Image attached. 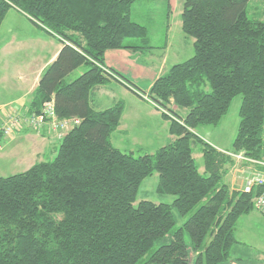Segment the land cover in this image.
Segmentation results:
<instances>
[{
  "label": "trees",
  "instance_id": "trees-1",
  "mask_svg": "<svg viewBox=\"0 0 264 264\" xmlns=\"http://www.w3.org/2000/svg\"><path fill=\"white\" fill-rule=\"evenodd\" d=\"M136 1L0 0V26L13 7L62 44L42 70L28 112L39 113L53 99L57 117L80 119L51 160L0 176V264H134L173 228V210L186 218L143 264H223L230 258L236 221L264 190V183L244 192L222 182L225 165L234 161L226 152L264 159V21L248 16L250 0L182 1L181 29L193 38V54L155 78L147 92L175 138L134 156L110 141L123 102L95 109L90 97L95 86L119 77L133 89L105 66V52L137 47L125 39L146 40L147 28L131 19ZM81 65L87 69L66 81ZM237 95L232 150L220 151L194 130L218 125ZM193 143L201 146L202 172ZM154 172L156 191L173 195L172 202L134 205L142 180Z\"/></svg>",
  "mask_w": 264,
  "mask_h": 264
},
{
  "label": "rangeland",
  "instance_id": "rangeland-1",
  "mask_svg": "<svg viewBox=\"0 0 264 264\" xmlns=\"http://www.w3.org/2000/svg\"><path fill=\"white\" fill-rule=\"evenodd\" d=\"M182 1L183 0H137L133 4L131 19L143 24L147 28L146 40L140 38H130L125 39V42H133L138 44L139 46H144L147 43L153 46H161L168 40V38L175 36L179 32V28L176 30H172V32L167 31L169 22H172V27H175L177 21L181 22L180 14L177 16V21L175 19L176 13L181 11L182 9ZM168 2L171 3L172 12H170L167 8ZM180 5V6H179ZM170 7V6H169ZM180 7V8H178ZM258 11L264 14V0H251L248 6V16L250 18H254L252 13ZM173 14V15H172ZM264 21V18H261ZM181 30V28H180ZM168 32V36L167 33ZM182 32V31H181ZM190 42L191 47H187L189 51L186 52L185 56H181L180 58H174L177 61H183L190 57L193 54V38L182 33ZM9 39L13 44L9 47L10 49L5 51V56L9 57V63L6 64L8 68L7 73L9 75L10 82H19L18 76L20 72H24L25 67H28L30 71H34L37 67L43 63L46 58L54 51L55 46L58 44V40L55 39V36L51 35L45 29H42L36 26L32 21H30L26 16L21 15L13 8L9 9L5 18L3 19L0 26V44L2 40ZM130 40V41H128ZM158 48V47H155ZM183 49V47H182ZM2 55L0 51V56ZM27 61V62H22ZM18 61V62H14ZM116 67L122 69L127 74L126 77L133 79L129 80L131 83H138L136 86L138 95L147 100L151 105L154 104L148 98V90L145 85H148V81H152L155 78V71L153 69L147 70L143 69L139 74H131V68L126 64H120L116 61L113 62ZM4 63L0 62V101H4L13 97L10 89L6 88L3 90V84H10L9 81L5 78L6 72L4 71ZM119 65V66H118ZM87 69V66L81 65L72 71L66 78V81H71L78 75H80L83 71ZM137 80V81H136ZM139 80V82H138ZM11 85V84H10ZM141 85V86H139ZM121 89H117L115 93L111 94L110 97H114V99L122 100L124 109L123 112L126 113L128 108V98L120 93ZM32 96V94H31ZM31 98V97H30ZM12 99V98H11ZM241 103V96H235L229 106L227 113L222 117L221 121L218 125H200L196 128V132L199 136H201L205 141L209 142L212 145L217 147H225V149L232 150V142L234 136L236 134L239 115L238 108ZM28 104V102H27ZM171 107H174V104H170ZM9 108H16L20 110H24L27 106L18 108L12 103L5 105L4 111L6 112ZM156 108V107H155ZM175 108V107H174ZM3 110V109H2ZM1 110V112H2ZM156 110L163 111V109ZM183 112V111H182ZM124 113V115H126ZM126 118H130L133 120V124L130 128L129 133L123 134L118 132V130H114L110 134V141L118 147L121 151L132 153L134 156L141 155L143 153L153 152L156 148L160 147L163 144H158L157 140L153 142H149L148 137H145L146 134L140 135L137 133H133L134 127L137 126V118L138 115H135L134 112H127ZM4 115V113H1ZM123 116V114H122ZM3 117V116H2ZM125 118V119H126ZM2 119V118H1ZM0 119V120H1ZM124 119V116H123ZM162 120V119H161ZM44 127V126H43ZM42 129L25 126L20 130H16L10 136L4 137L8 138L14 134H18L23 131H32L38 132ZM49 130V128H48ZM53 135V133L51 132ZM122 134L125 138L119 139L118 135ZM56 138V137H55ZM167 144V142L165 143ZM1 145V144H0ZM25 144H23L24 146ZM58 145V144H57ZM56 145V147H57ZM158 145V146H154ZM153 147V148H152ZM193 156L197 165L201 168L203 166V158L200 152V144L193 143ZM4 150V149H3ZM11 148H6L5 153L6 156L10 154ZM56 153V148L51 152H48L44 160H51ZM10 156V155H9ZM9 157L4 159H0V176H8L14 173H18L24 170L23 166H19L18 164H14L13 162L9 164ZM238 167L237 173H241L240 167L249 166L251 170L245 169L246 175L249 176L254 172L260 170L259 165L249 164V162L243 161H233ZM238 173V174H239ZM245 177V178H246ZM158 181V173L154 172L150 176L145 177L138 189L136 200L134 201V205H136L141 200H150L155 203L166 202L171 203L174 196L170 194H163L156 191V185ZM224 181V178L222 179ZM237 187V185H236ZM173 214L175 217V225L173 228L163 237L157 239L152 246L151 250L147 252L142 258H140L134 264H143L147 259L148 253L150 251L156 249L159 245L168 243L172 237V231L180 226L186 216L179 215L175 210H173ZM235 238L236 242L230 248V258L223 264H264V217L260 212H258L255 208L251 210L247 214L241 215L235 224ZM184 239L186 244L190 245V238L187 232H184ZM192 257V252H190Z\"/></svg>",
  "mask_w": 264,
  "mask_h": 264
},
{
  "label": "crops",
  "instance_id": "crops-1",
  "mask_svg": "<svg viewBox=\"0 0 264 264\" xmlns=\"http://www.w3.org/2000/svg\"><path fill=\"white\" fill-rule=\"evenodd\" d=\"M250 2L251 0L249 1V3ZM168 4L170 6V12H172L171 3L168 2ZM132 8L133 6L131 7V13H132ZM13 9L16 10L18 13H20L21 15H24L17 9L15 8ZM181 11H178V13H176L175 16L176 21H177V16L181 14ZM247 14H248V7H247ZM252 16H254L255 19H260V20H262L261 18H264V14L258 11L253 12ZM169 23L170 24L168 25L167 31L169 32L170 31L172 32V30L177 31V29L179 28V32L176 36L174 34L172 35V37L168 38V40H166V42H164L163 45L153 46L147 43L146 45L139 47L138 44H135L133 42H127V44L129 45L137 46L139 48L136 47V48L107 50L105 52V66L109 69L113 68L121 75H123L125 78H128L125 75L127 73L122 69L116 67V65H114L113 63L114 61L119 63V65L120 64L128 65L131 68V74H139L142 71H144L143 69H147V70L153 69L155 71V78H157L159 75L166 72L172 64L179 62L174 58H180L181 56H185L186 52L189 51L187 47L189 48L191 47V42L182 34L184 33L182 29L180 30L181 22L177 21L176 23H174L175 24L174 28L172 27L173 23L172 22ZM166 34L168 36V32ZM55 39H57V37H55ZM11 43L13 44V41L11 42L9 39H5L2 40L0 44V51L2 53V55L0 56V62L4 63L3 64L4 71L6 72L5 78L11 84L10 85V84L2 83V87L3 90L6 88L10 89V91L13 94V97H11L12 99L10 98L4 101H0V119L3 116L1 113L2 112L5 113L4 111L5 105H8L9 103H12V105H15L18 108L27 106V102L29 101L31 94L38 83L42 70L49 62H51L55 58L58 50L62 45L58 40V44L55 46L54 51L34 71H30L28 67H25L24 72H20V75L18 76L19 82L17 83L12 81L10 82L11 78L7 73L8 68L6 67V64L10 62L9 61L10 58L5 56L6 53L5 51L10 49L9 47L12 45ZM185 45L187 46L186 48ZM192 46H193V42H192ZM14 62H18V61H14ZM22 62H27V61L21 60V62L18 63H22ZM119 78L122 81L111 79L109 82L105 84L95 86L91 92L90 105L95 109H104L111 106L120 99L119 100L114 99V97H110V95L115 93L117 89H121L120 93H122L124 96L128 98V108L126 110V113L122 112L124 119L123 116L121 115L119 124L115 130H118V132L123 133L124 135L129 133L130 130L128 128L132 126L133 120L130 118H126V116L128 114L127 112H134L135 115H138V118H137V126L134 127L133 133H137L143 136H145L144 134H146L145 137H148L150 143L153 142L154 140H157L156 142H158V144L166 145L165 144L166 142L168 144L171 141H173L175 136L171 134L168 130L169 121L165 119L162 116V114L158 110H156V108L153 105H151L147 100L141 98L138 95L137 90H140L136 86V84L138 83L134 84L130 82L131 83L130 86L134 89L133 90L125 84L126 83L125 79L121 77ZM154 79H152V81H148L149 82L148 85H145L147 90H149ZM129 80L133 81V79L131 78H129ZM175 110H177L181 115H185L186 113V109L184 108L182 109L176 108ZM124 113L126 115H124ZM194 132L198 135L196 129L194 130ZM118 138L123 139L125 137L122 134H119ZM59 142L60 140H57L54 137V135L51 134L47 126L42 127V129L38 132L23 131L5 139L0 138V144H1L0 159L9 157L8 160L9 164L13 162L14 164L23 166L24 170H26L34 162L44 160L43 158L45 157V155L48 152L54 150V148H56V145ZM23 144L25 145L23 146ZM154 146H158V145H154ZM213 146L220 151H230L228 149H225V147H217L215 145ZM7 147L11 148L9 154L10 156L9 155L6 156L7 153H5V150ZM155 148L157 149L159 147H155ZM235 165H237L235 162H232L230 164L228 163L225 165L226 172L223 178L225 181L224 183L228 185L230 190L242 189V186L245 183V177L248 174L245 173V169L251 170L249 166H245L244 168L240 167V170L242 171H240L241 173L238 172L239 173L238 174L237 171L239 169L238 167H235ZM199 171L201 172L203 171V166L201 168L199 167Z\"/></svg>",
  "mask_w": 264,
  "mask_h": 264
},
{
  "label": "built area",
  "instance_id": "built-area-1",
  "mask_svg": "<svg viewBox=\"0 0 264 264\" xmlns=\"http://www.w3.org/2000/svg\"><path fill=\"white\" fill-rule=\"evenodd\" d=\"M80 121L77 117L59 118L56 115L53 99L46 100L39 113H29L24 110L9 108L0 120V138L10 136L16 130L25 126L40 128L47 126L57 140H61L64 135ZM234 161L249 162V164L259 165L260 170L245 178L242 191L250 192L253 185L264 183V159H256L245 156L242 151L226 152ZM254 208L264 217V190L252 198Z\"/></svg>",
  "mask_w": 264,
  "mask_h": 264
}]
</instances>
